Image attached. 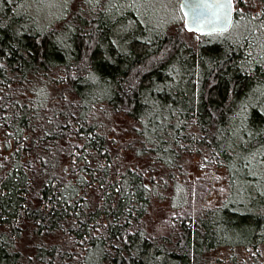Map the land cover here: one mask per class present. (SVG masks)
<instances>
[{
  "label": "trees",
  "instance_id": "trees-1",
  "mask_svg": "<svg viewBox=\"0 0 264 264\" xmlns=\"http://www.w3.org/2000/svg\"><path fill=\"white\" fill-rule=\"evenodd\" d=\"M29 4L0 0V264H264V0L208 35L173 2ZM192 158L224 171L220 203Z\"/></svg>",
  "mask_w": 264,
  "mask_h": 264
},
{
  "label": "rangeland",
  "instance_id": "rangeland-1",
  "mask_svg": "<svg viewBox=\"0 0 264 264\" xmlns=\"http://www.w3.org/2000/svg\"><path fill=\"white\" fill-rule=\"evenodd\" d=\"M61 0H29V11L33 13V15L40 19L42 23L47 22L50 15V6L51 9H55L56 3H59ZM138 5L144 9H151L154 11L157 16L165 15L164 17H168L166 11H170L169 5L172 6V2L174 3L173 9L174 11H177L179 14L178 9V1L179 0H137ZM233 1V11L237 8L238 0H232ZM34 4H33V3ZM38 2V4H37ZM168 9V10H167ZM55 11V10H54ZM243 12V11H242ZM177 14V16H178ZM155 17V15H154ZM170 18H172V14L169 15ZM182 21V19H180ZM182 26L184 27L183 21ZM176 31V30H175ZM179 32L182 33V28L179 26ZM183 35V34H181ZM110 128L112 129L110 132H108V135L112 137L114 140L122 141L125 138L128 137V134L126 133L127 124L129 123L128 120L121 117L120 115H114L110 118ZM129 158V157H128ZM202 160L200 158H192L187 162V179L190 185H193L196 181L200 185L201 183H204L205 190L203 193V201H206L209 205H216L220 203L221 200L224 198L225 193V176L224 171L220 168H210L207 170V168L202 167ZM166 205L163 203H159L157 207H155V212L162 213L164 212ZM158 209V210H157ZM153 212V211H152ZM154 215V214H152ZM158 216V215H157ZM156 214L154 217H157ZM235 263L233 264H241L242 260H245L247 258V253L245 251H239L236 253ZM210 264H232L230 253L225 251V249L218 250L213 255Z\"/></svg>",
  "mask_w": 264,
  "mask_h": 264
},
{
  "label": "water",
  "instance_id": "water-1",
  "mask_svg": "<svg viewBox=\"0 0 264 264\" xmlns=\"http://www.w3.org/2000/svg\"><path fill=\"white\" fill-rule=\"evenodd\" d=\"M184 27L200 35L223 33L233 22L232 0H179Z\"/></svg>",
  "mask_w": 264,
  "mask_h": 264
}]
</instances>
